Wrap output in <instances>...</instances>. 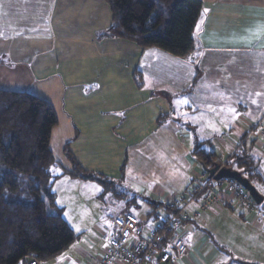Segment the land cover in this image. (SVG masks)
Here are the masks:
<instances>
[{
  "label": "crops",
  "instance_id": "0c3cea01",
  "mask_svg": "<svg viewBox=\"0 0 264 264\" xmlns=\"http://www.w3.org/2000/svg\"><path fill=\"white\" fill-rule=\"evenodd\" d=\"M202 1L196 47L176 58L107 38L112 18L102 0H0V90L28 93L53 107L57 124L49 148L60 168L52 175L71 171L68 144L83 171L114 189L106 194L96 181L59 177L52 185L55 202L76 239L39 264H94L114 236L113 219L130 215L149 237L156 219L179 208L188 253L169 264H264V201L252 213L236 200L231 204L218 188L226 181L213 185L192 156L196 140L220 139L234 149L228 158L238 154L255 164L251 184L264 195V0ZM181 119L188 132L180 138L191 147L169 163L162 152L174 143ZM191 183L205 189L186 204L181 194H189ZM96 186L101 191L89 199L108 198L113 207L99 224L96 205L80 193ZM65 194L68 202L59 203Z\"/></svg>",
  "mask_w": 264,
  "mask_h": 264
},
{
  "label": "trees",
  "instance_id": "16d2710c",
  "mask_svg": "<svg viewBox=\"0 0 264 264\" xmlns=\"http://www.w3.org/2000/svg\"><path fill=\"white\" fill-rule=\"evenodd\" d=\"M102 1L108 5L112 18L105 33L107 38L140 48L155 47L176 58H185L194 51L196 33L205 16L202 0ZM135 79L138 82L140 75ZM56 124L54 109L45 100L28 93L0 90V264H18L26 259L44 262L73 244L75 235L52 191L59 177L96 181L106 194L114 193L113 183L81 169L68 144L64 155L71 171L63 170L59 176L51 174L58 167L49 148ZM208 145V141L196 140L192 152L202 170L211 169L220 161L213 152L202 151ZM226 161L224 167L239 171L250 183L255 178L252 161L239 158L238 154ZM168 205L172 211L174 207ZM178 210L172 216L182 224ZM170 235L167 233V238Z\"/></svg>",
  "mask_w": 264,
  "mask_h": 264
},
{
  "label": "built area",
  "instance_id": "2783aa9c",
  "mask_svg": "<svg viewBox=\"0 0 264 264\" xmlns=\"http://www.w3.org/2000/svg\"><path fill=\"white\" fill-rule=\"evenodd\" d=\"M260 126L261 121H258L255 128ZM227 183L229 195L233 194L238 198L242 210L251 213L258 211V206L241 186L230 180H227ZM193 185L194 187L186 198L188 201H192L194 195L205 189L204 185L197 183H193ZM177 201L178 199H174V202ZM180 222L176 216L169 217L156 227L149 237L145 238L141 235L137 221L133 217L115 218L112 220L114 236L94 264H168L172 261L179 262L188 253V248L180 234ZM170 232L171 235L167 238L166 235ZM28 264L39 263L31 261Z\"/></svg>",
  "mask_w": 264,
  "mask_h": 264
},
{
  "label": "rangeland",
  "instance_id": "374dc122",
  "mask_svg": "<svg viewBox=\"0 0 264 264\" xmlns=\"http://www.w3.org/2000/svg\"><path fill=\"white\" fill-rule=\"evenodd\" d=\"M166 93H168L167 91H166ZM169 94V93H168ZM173 96V95H172ZM171 103H173L174 104V107H176V101H170ZM264 115V114H263ZM263 122H264V116H263ZM261 121V120H260ZM178 125V128H179V130H178V133H177V136L175 137V141H174V143L173 144H168V146L167 147H165L164 149H163V152L162 153H164L165 155H164V158L166 159V161H168L169 163H174V162H177V154H179V153H181V152H184L185 151V149L186 148H189V150H190V147H191V145H190V142L189 141H187V142H184L183 140H181V138H180V134H181V132L182 133H186V132H188V129L186 128V125H187V123H186V121H184L183 119H181L179 122H178V124H177V122H176V124H175V127ZM178 128H176V129H178ZM259 129L258 130H260L261 129V127H258ZM175 129V130H176ZM213 129V128H212ZM257 129H254V130H252L250 133L251 134H253V132H255V131H258ZM250 134V135H251ZM262 135H264V133H262ZM220 138H224L223 137V135L220 137ZM177 142L179 143V146H178V144H177ZM208 142H209V145H208V147H206V149L208 148V149H215V147L216 148H218L219 150H218V155H217V157H218V159H220V161L219 162H217L220 166L221 165H223V166H225L226 165V158H228L229 156H230V153L231 152H233V150L234 149H230V146H229V144H227L226 146H222L221 144H220V139H217L216 137H211L210 139H208ZM238 142V141H237ZM171 146H175V148L174 149H170L171 148ZM209 151V150H208ZM173 153H175V155H173L172 157H171V155L173 154ZM168 155V156H167ZM239 158H241V157H239ZM221 159H223V160H221ZM222 167V166H221ZM175 171L176 172H178V170H177V168L175 167ZM174 178V180H175V182H176V177L174 176L173 177ZM211 181V180H210ZM212 182V184L214 185V184H223V182L222 181H219V182H214V181H211ZM225 183V182H224ZM194 187V185L191 183L189 186H188V191H190V190H192V188ZM212 188V187H211ZM211 188L210 189H208L207 191H209V193L211 192V194H213V195H215V196H217V193H216V191H212L211 190ZM220 190H221V192L223 193H225V195H228L229 196V201H231V204H232V201L233 200H236L237 202V204H239V206L241 205V202L238 200V198L235 196V195H233V194H231V195H229V193H228V183L226 182L223 186H219L218 187ZM101 190L96 186V191L95 192H93L92 193V191L90 192L89 190H87V191H85V190H83V191H81L80 193H81V195H82V198L83 199H86V200H88L89 199V197L90 196H95V194H96V196H97V194L100 192ZM134 194V193H133ZM136 195H137V193H135ZM262 195V194H261ZM138 196V195H137ZM181 196H182V198L184 197V198H187V194H186V192L185 193H182L181 194ZM262 196H264V195H262ZM140 197V196H139ZM176 198V199H178L179 197H178V195L176 194V195H173V196H171L170 198ZM144 197H140V199H143ZM70 199H72V197L70 198ZM73 199H79V197L76 195V193H75V196H74V198ZM58 200H59V203H61L62 201H64V202H68V200H69V197L68 196H66V194L64 195V197H62L61 195H59V197H58ZM109 199L108 198H106L105 199V201L104 202H99L98 200H88V203H91V204H94V205H96V224L98 223L99 224V219H104L105 220V218H106V215H104L105 213H107V219H109L110 218V215L112 214V211H113V207H111L109 204H107L109 201H108ZM184 202L187 204V202H186V199H184ZM185 204V205H186ZM235 204V203H234ZM146 207V206H145ZM148 207V206H147ZM259 207V206H258ZM101 209V210H100ZM237 210V209H236ZM160 213H161V215L163 216L164 215V213L162 212V211H159ZM71 213V212H70ZM134 216H137V219H140V216H138L136 213H134ZM98 218V219H97ZM165 219L166 218H164V217H161V218H159V219H156V221H155V225H154V229L156 228V227H158L159 225H161L164 221H165ZM152 224H153V222H151ZM150 223H147V221H144V222H141V227L143 228V227H145V228H148V225H149ZM103 225H105V224H103ZM106 225L107 226H111L112 227V225L110 224V221L108 220V221H106ZM109 226V227H110Z\"/></svg>",
  "mask_w": 264,
  "mask_h": 264
},
{
  "label": "water",
  "instance_id": "95a60500",
  "mask_svg": "<svg viewBox=\"0 0 264 264\" xmlns=\"http://www.w3.org/2000/svg\"><path fill=\"white\" fill-rule=\"evenodd\" d=\"M207 178L214 182L230 180L242 187L255 203V205L260 206L264 197L257 191V189L250 183V181L243 177L242 174L232 168L220 166L219 164L214 165L211 169H203Z\"/></svg>",
  "mask_w": 264,
  "mask_h": 264
},
{
  "label": "bare ground",
  "instance_id": "6f19581e",
  "mask_svg": "<svg viewBox=\"0 0 264 264\" xmlns=\"http://www.w3.org/2000/svg\"><path fill=\"white\" fill-rule=\"evenodd\" d=\"M203 186V185H202ZM205 188V186H203Z\"/></svg>",
  "mask_w": 264,
  "mask_h": 264
},
{
  "label": "flooded vegetation",
  "instance_id": "af4514ba",
  "mask_svg": "<svg viewBox=\"0 0 264 264\" xmlns=\"http://www.w3.org/2000/svg\"><path fill=\"white\" fill-rule=\"evenodd\" d=\"M227 182V180H225Z\"/></svg>",
  "mask_w": 264,
  "mask_h": 264
}]
</instances>
